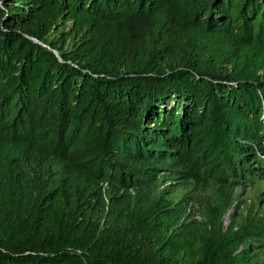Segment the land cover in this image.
I'll list each match as a JSON object with an SVG mask.
<instances>
[{
	"label": "trees",
	"instance_id": "16d2710c",
	"mask_svg": "<svg viewBox=\"0 0 264 264\" xmlns=\"http://www.w3.org/2000/svg\"><path fill=\"white\" fill-rule=\"evenodd\" d=\"M261 183L264 0H0V264H264Z\"/></svg>",
	"mask_w": 264,
	"mask_h": 264
},
{
	"label": "rangeland",
	"instance_id": "374dc122",
	"mask_svg": "<svg viewBox=\"0 0 264 264\" xmlns=\"http://www.w3.org/2000/svg\"><path fill=\"white\" fill-rule=\"evenodd\" d=\"M164 193L165 186L162 185L154 199L161 198ZM180 194H184V192H179ZM233 199L234 203L230 208H220L218 207L220 200L213 191L194 193L190 210L192 217L189 222L195 221L199 225L200 235L209 236L212 225L221 216L217 233L220 238L231 233L237 235L256 226L264 227V183L234 193ZM233 226L234 228L231 229ZM215 239L217 238L215 237ZM213 243V241H209V247ZM243 248V244H240L237 248L238 252H241Z\"/></svg>",
	"mask_w": 264,
	"mask_h": 264
}]
</instances>
